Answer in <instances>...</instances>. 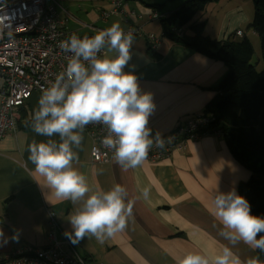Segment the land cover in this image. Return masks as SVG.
Wrapping results in <instances>:
<instances>
[{"label": "crops", "instance_id": "crops-1", "mask_svg": "<svg viewBox=\"0 0 264 264\" xmlns=\"http://www.w3.org/2000/svg\"><path fill=\"white\" fill-rule=\"evenodd\" d=\"M185 1L128 0L125 8L131 13L104 19L103 12L112 0H60V18L70 34L80 38L94 36L98 28H108L117 18L126 24L123 30L140 29L133 35L131 60L124 71H134L141 92L153 96L155 110L147 125L153 143L157 133L161 140L173 134L179 139L162 148L152 162L144 159L137 167L124 170L115 156L110 163L94 162L92 138L84 128L74 130L82 139L79 146L72 145L78 158L71 166L86 177L91 191L76 202L58 200L29 159L31 144L62 142L58 134L42 136L33 130L41 97L34 93L28 100L31 124L27 120L16 133L0 138V228L8 237V243L0 246L2 253L28 244L47 247L51 213L62 230L58 236L69 239L66 233L73 231L70 218L83 207L84 200L92 192H107L119 184L126 190L124 201L131 204V214L124 230L104 237L103 243L93 235L73 243L88 264H178L189 252L211 260L225 246L242 262L258 258V250L242 240L232 243L225 239L222 232L226 230L209 210L216 195L238 193L239 183L249 178L250 170L232 154L220 132L208 130L189 137L179 131L197 116H206L205 106L217 93L215 88L226 75L227 65L168 38L156 50L159 57L149 50L146 34H157L148 29L157 20L152 13L174 12ZM159 4L161 7H154ZM234 7L229 12L235 11ZM236 10L231 21L242 23L246 20L242 7ZM157 21L160 30L155 28L162 34L161 21ZM107 47L102 58H115L118 53L109 43ZM145 188L149 189L147 198ZM14 233L18 241L11 239Z\"/></svg>", "mask_w": 264, "mask_h": 264}, {"label": "clouds", "instance_id": "clouds-1", "mask_svg": "<svg viewBox=\"0 0 264 264\" xmlns=\"http://www.w3.org/2000/svg\"><path fill=\"white\" fill-rule=\"evenodd\" d=\"M106 39L111 49L118 53L115 58L97 57ZM133 40L131 32L125 33L120 24L114 22L92 37L80 38L72 33L68 40L60 42L62 49L74 53L66 68L68 79L65 81V73H61L55 83L42 90L39 108L34 113L33 130L42 136L58 134L62 142L57 145L50 140L29 146V159L36 173L58 200L76 202L91 191L86 177L71 166L78 158L72 145L79 146L82 139L74 130H83L91 122L106 125L105 142L115 150V159L124 170L137 167L148 155L153 141L147 125L155 103L150 92H141L134 71H124L131 60ZM81 58L91 63V72ZM156 135L157 146L163 147L160 134ZM148 193L149 189L145 188V198ZM125 194V188L119 184L107 192H92L84 200L83 207L71 216L69 222L73 231L66 235L73 243L86 235H93L103 243L104 237L123 231L127 216L131 214V204L126 205L124 201ZM209 210L226 230L222 232L225 239L232 243L242 240L264 252V235H261L264 217L251 213L245 197L235 191L218 194ZM18 238L17 233L11 237L14 241ZM7 243L8 237L0 228V246ZM178 264H259V260L252 258L242 262L225 246L211 260L206 255L189 252Z\"/></svg>", "mask_w": 264, "mask_h": 264}, {"label": "built area", "instance_id": "built-area-1", "mask_svg": "<svg viewBox=\"0 0 264 264\" xmlns=\"http://www.w3.org/2000/svg\"><path fill=\"white\" fill-rule=\"evenodd\" d=\"M127 1L112 0L110 8L103 12V18L111 15L124 17L131 13L125 8ZM60 5V0H0V138L16 133L20 125L31 118L28 100L35 92L42 95V90L55 83L61 73H65V81L68 79L66 68L74 53L59 46L71 35L59 16ZM152 14L155 19L170 16V12ZM104 29L98 28V31ZM123 31L133 35L140 33L139 28ZM238 33L242 35L243 31L239 30ZM163 38L155 34L146 37L153 49L159 47ZM107 44L106 39L101 52L97 54L98 58H102L108 49ZM81 62L91 72V63L83 58ZM212 119V116H197L181 126L179 131L189 137L199 136L207 131ZM84 129L92 138V160L110 163L115 150L105 142L107 126L101 122H91ZM178 139L173 134L162 139L163 147L157 146V142L152 143L145 159L157 157L162 148ZM50 217V244L47 247L28 244L12 252L0 251V264H88L70 239L58 236L62 230L53 213Z\"/></svg>", "mask_w": 264, "mask_h": 264}, {"label": "trees", "instance_id": "trees-1", "mask_svg": "<svg viewBox=\"0 0 264 264\" xmlns=\"http://www.w3.org/2000/svg\"><path fill=\"white\" fill-rule=\"evenodd\" d=\"M220 1H185L178 10L171 11L169 17L157 19L163 28L159 37H167L227 65L228 71L215 88L217 93L206 104L204 114L213 118L208 128L220 132L232 154L250 170L249 178L239 183L238 193L247 199L253 215L264 217V69L259 71L252 63L255 50L244 30L237 28L235 33L214 38L205 32L206 21L193 23L199 11L205 10L211 2ZM253 3L251 27L261 38L264 60V0H253ZM239 30L243 31L242 35ZM148 46L158 54V48ZM257 250L259 264H264V252Z\"/></svg>", "mask_w": 264, "mask_h": 264}, {"label": "rangeland", "instance_id": "rangeland-1", "mask_svg": "<svg viewBox=\"0 0 264 264\" xmlns=\"http://www.w3.org/2000/svg\"><path fill=\"white\" fill-rule=\"evenodd\" d=\"M235 5V11L232 13L229 12L230 8ZM166 9V6H164ZM237 7H242V13L245 14L246 20L242 23L231 21L233 14L237 11ZM61 8V7H60ZM225 14V15H224ZM225 16V18H224ZM254 18V3L253 0H222L221 2H211L205 10L199 11L194 18V21H206L205 32L211 35L214 38H223L225 35L228 36L231 33H235V30L239 27L245 32V36L251 41L255 53L252 59V63L255 65L256 69L261 71L264 69V60L262 58L261 51V38L253 30L251 27V23ZM117 22L121 27L126 24L121 22L119 18H117ZM155 26H158V30H160V22L157 20L152 22L148 29L156 32L157 36L161 33L157 32ZM148 33V34H152ZM146 34V36L148 35ZM155 34V33H154ZM167 37L163 38L166 40ZM239 38V37H237ZM169 39V38H168ZM39 93V92H35ZM40 94V93H39ZM207 131L210 129L206 128Z\"/></svg>", "mask_w": 264, "mask_h": 264}, {"label": "bare ground", "instance_id": "bare-ground-1", "mask_svg": "<svg viewBox=\"0 0 264 264\" xmlns=\"http://www.w3.org/2000/svg\"><path fill=\"white\" fill-rule=\"evenodd\" d=\"M180 7H181V6H180ZM180 7H179V8H180ZM179 8H178V9H179ZM178 9H177V10H178ZM147 160L152 162V159H151V158H148Z\"/></svg>", "mask_w": 264, "mask_h": 264}]
</instances>
